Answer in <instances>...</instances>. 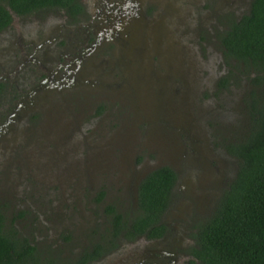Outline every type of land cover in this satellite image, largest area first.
<instances>
[{"label": "rangeland", "instance_id": "1", "mask_svg": "<svg viewBox=\"0 0 264 264\" xmlns=\"http://www.w3.org/2000/svg\"><path fill=\"white\" fill-rule=\"evenodd\" d=\"M245 3L144 0L139 24L121 45L87 56L70 86L38 91L37 102L0 129V205L8 216L22 212L16 225L31 229L38 244L54 246L67 230L76 242L65 243L63 252L79 250L98 238L92 230L105 223V202L129 192L133 173L172 165L176 198L164 220L172 229L174 264H186L183 245L192 228L214 208L237 168L224 146L244 130L250 83L233 60L226 62L220 34L227 27L223 10L239 16ZM39 21L13 23L33 45L0 38V80L6 83L0 119L14 97L55 65L42 52L58 48L52 41L63 38V16L49 12ZM43 38L50 42L39 45ZM103 188L105 198L95 200ZM150 243L123 240L89 264H133Z\"/></svg>", "mask_w": 264, "mask_h": 264}, {"label": "trees", "instance_id": "2", "mask_svg": "<svg viewBox=\"0 0 264 264\" xmlns=\"http://www.w3.org/2000/svg\"><path fill=\"white\" fill-rule=\"evenodd\" d=\"M72 0H0V26L10 18L8 9L19 12L45 5L69 4ZM226 62L233 60L250 87L243 98V132L225 143L226 151L237 160L233 178L219 196L209 216L198 222L192 247V264H264V0H251L239 18L232 16L220 34ZM230 74L222 77L225 85ZM176 174L167 165L150 171L138 187L137 212L130 225L121 224V215L112 206L114 228L141 232L163 228L157 224L168 204ZM16 246L18 250H16ZM11 249L13 251H11ZM33 250L29 243L16 244L0 235V264H20L23 255ZM85 250L82 261L95 257ZM16 256H13L14 253ZM33 264H38L34 260Z\"/></svg>", "mask_w": 264, "mask_h": 264}, {"label": "flooded vegetation", "instance_id": "3", "mask_svg": "<svg viewBox=\"0 0 264 264\" xmlns=\"http://www.w3.org/2000/svg\"><path fill=\"white\" fill-rule=\"evenodd\" d=\"M143 1L144 0H92V5L90 4L89 7L86 0H72L69 4L45 5L23 12L15 11L6 6L10 18L6 24L0 26V38L4 37V39L12 40V36H14L18 44H20L19 41L21 40L22 47L29 43L32 44V40L28 39L29 37H27L23 31L21 33L20 30L17 29L15 31L12 28L16 25L13 23L39 24V19L49 12H57L63 16L65 31L62 35L63 38H59L56 41L51 40L52 43L58 45V48L55 49L53 53L45 54L44 51L42 52L43 58L55 60V65L53 68L49 69V72L47 71L43 74L41 80L38 81L36 85L32 86L33 89L25 93L26 95L22 94L13 98L9 110L2 116L3 118L1 117L0 119V129L8 125L15 116L19 117L24 110L29 108V105L36 103L39 96L38 91H44L51 87L62 88L74 83L80 74L81 64L84 63L83 61L85 58L90 56L91 53L94 51H103L107 49V47L112 46V44L113 46L121 45L129 29L133 27L132 25L139 24L138 18L140 19V10L142 9ZM250 2L251 0H246L244 7L247 9L243 10L239 16H236V14L233 16L239 18L244 12H247L250 7ZM223 12V14H225L223 23L229 24V18H231L232 15L229 16L226 10H223ZM49 42L50 39L45 40V38H43L38 44L44 43V45H47ZM32 51L31 53L38 54L37 48L33 47ZM22 53L25 58L30 57L29 54H26L23 50ZM33 54H31L32 59ZM44 55H46V57H44ZM51 60L49 62H51ZM5 90L6 83L0 80V96ZM164 165L167 164H161L156 167L143 169L141 172L133 173L130 176L132 179V187L129 189V192H127L124 197L111 199L105 202V223L97 227V229L94 228L92 230V233L98 238L79 250L73 249L68 252H63L62 248L65 243L71 242L73 244L76 242V240L71 241L70 235L66 232L67 230H64L59 246L51 245L48 241L44 244H38V238L33 234L31 229H21L16 225L15 220L23 218L22 212L18 211L15 214L9 215L11 216L9 217L3 205H0V235L9 237L16 244L27 242L33 246L32 251L23 255L22 261H17L20 262V264H33L34 260H36L38 264H89L98 260L104 253L113 251L123 240H132L137 237L148 238L151 240V246L148 247L146 253L133 264H174L175 260L172 258V255L175 251L171 248L172 245H170V239L168 238L172 229L170 228V224L164 220L166 211L176 198L175 187L178 183V173L172 165L167 166H170L174 170L176 174L175 182L170 193L168 204L161 212L157 223L164 225L163 228L155 229L154 231L146 229L141 232L133 230V233H131L127 228L122 227L116 231L113 223L114 214L106 210L108 206H112V209L121 215V224L130 225L131 218L139 212L138 187L140 181L150 171ZM106 192L105 188L99 190L95 200H103ZM219 196L213 203L214 208ZM214 208L212 206L210 211L212 212ZM210 211H208L205 217L211 214ZM205 217L203 216V218ZM194 228H192V230L196 232L197 228ZM174 237L175 236H172L173 239ZM182 240H184V238L181 239V242H183ZM195 242L196 238L193 235L185 242V245H183L184 251H186V264H192L191 261L196 259L192 254V247L195 245ZM94 246L98 247L99 254L97 253L95 257H89L85 261H82L85 250L95 253V251H93ZM18 247L19 246H16V250H18ZM11 251L13 250L11 249ZM13 256H16V254L14 253Z\"/></svg>", "mask_w": 264, "mask_h": 264}]
</instances>
